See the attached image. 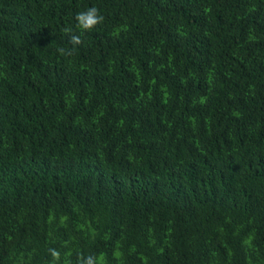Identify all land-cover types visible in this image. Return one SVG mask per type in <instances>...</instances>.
<instances>
[{"label": "trees", "instance_id": "obj_1", "mask_svg": "<svg viewBox=\"0 0 264 264\" xmlns=\"http://www.w3.org/2000/svg\"><path fill=\"white\" fill-rule=\"evenodd\" d=\"M49 248L264 264V0H0V264Z\"/></svg>", "mask_w": 264, "mask_h": 264}, {"label": "clouds", "instance_id": "obj_2", "mask_svg": "<svg viewBox=\"0 0 264 264\" xmlns=\"http://www.w3.org/2000/svg\"><path fill=\"white\" fill-rule=\"evenodd\" d=\"M76 27L80 30L81 34L84 32H90L95 27L103 23L104 16L100 13L96 7H89L84 11L78 12L75 16ZM65 33L71 34L73 29L66 27ZM69 43L72 45L71 48L61 47L58 48V52L62 55L71 56L76 50L77 46L82 45L83 41L81 35L71 34ZM48 252L51 256L50 264H58L61 259V253L59 249L49 248ZM77 264H102V258L93 254H89L86 257L81 253L78 256Z\"/></svg>", "mask_w": 264, "mask_h": 264}]
</instances>
